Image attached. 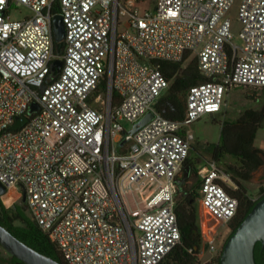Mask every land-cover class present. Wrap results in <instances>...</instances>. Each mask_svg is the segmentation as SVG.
<instances>
[{"label":"built area","instance_id":"obj_1","mask_svg":"<svg viewBox=\"0 0 264 264\" xmlns=\"http://www.w3.org/2000/svg\"><path fill=\"white\" fill-rule=\"evenodd\" d=\"M234 1L0 2V180L21 191L68 264H159L181 242L176 180L195 139L187 125L223 110L234 87L264 88V0L240 1L241 43L227 15ZM57 3L65 45L50 79ZM22 4L33 13L12 18ZM187 53L207 80L189 87L185 118L175 120L156 106L170 86L158 61ZM149 110L155 116L132 132ZM198 175L203 205L229 223L239 207L231 172L213 159Z\"/></svg>","mask_w":264,"mask_h":264},{"label":"trees","instance_id":"obj_2","mask_svg":"<svg viewBox=\"0 0 264 264\" xmlns=\"http://www.w3.org/2000/svg\"><path fill=\"white\" fill-rule=\"evenodd\" d=\"M60 11V5L57 3L55 13ZM63 52L64 50L61 54ZM189 56L190 53H187L183 60L177 62L158 61L162 71L170 80V86L159 98L156 106L163 115L171 119L183 120L185 118L189 87L207 80V77L199 70L197 56H194L187 66L183 67L184 61ZM49 78L53 79L54 77L50 75ZM243 87L256 89L250 86ZM249 96L253 97L252 90H250ZM263 121L264 108L248 107L238 117L226 118L223 121L220 140L213 144V159L221 162L227 154L235 158V162L229 163L226 168L231 172L232 179L237 185V187L227 186V189L239 200L238 211L229 222L230 235L252 210L255 203L264 196V187H262L261 195L256 199L251 198L245 184L246 180L254 177L256 172L260 170H263L262 177L264 178V148L256 144L257 133L263 125ZM182 131L186 132L185 129ZM187 161L197 165V161L190 154ZM198 168L199 166L195 167L196 174H198ZM200 183L201 180L198 175L197 179L190 185L191 187H188L187 194L178 189L176 210L182 231V240L159 264H193L198 260L202 242L197 207V201L201 200ZM0 222L32 247L57 258L63 264H68L56 243L51 240L48 232L30 215L23 200L7 205L0 197ZM254 255L257 264H264L263 240H257ZM220 257L221 254L217 258L218 264H220ZM17 261L18 257L8 252L0 244V264H17Z\"/></svg>","mask_w":264,"mask_h":264},{"label":"rangeland","instance_id":"obj_3","mask_svg":"<svg viewBox=\"0 0 264 264\" xmlns=\"http://www.w3.org/2000/svg\"><path fill=\"white\" fill-rule=\"evenodd\" d=\"M125 2L134 3L138 7L145 8L153 6L155 0H124ZM241 0H235L231 9L228 11V16L232 21V32L234 40L237 43H241L240 30L242 27L239 19V5ZM32 9L22 4L11 8L10 15L12 18H23L26 15L32 14ZM194 56H189L183 64L186 67ZM250 90H252V96L250 97ZM227 104L224 109L219 112H208L202 115V117L196 119L192 123L187 125V130L191 131L195 135L193 140L190 156L195 158L197 165L200 166L207 161L213 160L212 149L213 144L220 140L221 129L223 121L227 119H234L238 117L246 108H264V88L249 89L246 87H234L228 95H226ZM121 123L127 129L133 126V122L128 119H122ZM256 144L264 148V121L263 125L259 128L256 138ZM235 158L232 155L227 154L221 162H219L224 168H227L229 163H234ZM263 170L256 172L254 177L245 181L248 189V194L251 198H258L263 192L264 178L262 177ZM198 174L193 173L189 187L192 182L197 179ZM232 187H237L236 183L232 179ZM21 191H15L9 189L4 196H1L3 201L7 205H12L14 202H21ZM18 197V198H17ZM16 198V199H15ZM142 202V201H139ZM198 207V224L202 233V242L200 245L199 258L193 264H218V256L221 254L223 246L228 238V234L231 232L229 223L224 222L220 218L216 217L211 211L207 210L201 200L197 201ZM221 235V239H218ZM217 242L219 250L212 251L210 249L211 243Z\"/></svg>","mask_w":264,"mask_h":264},{"label":"water","instance_id":"obj_4","mask_svg":"<svg viewBox=\"0 0 264 264\" xmlns=\"http://www.w3.org/2000/svg\"><path fill=\"white\" fill-rule=\"evenodd\" d=\"M53 29L56 40V50L58 56L52 60V75L56 76L60 72L63 59L61 53L65 45L66 26L61 13L53 17ZM39 107L36 101L31 103L30 111ZM155 116L153 110L146 112L138 121L135 122L132 132L140 126L146 124ZM27 121V116H21L11 126L17 129ZM189 170H185L183 175H179L176 182L182 190L183 183L189 178ZM7 186L0 180V196L7 193ZM263 240L264 244V196L260 198L252 210L243 219L236 230L227 238L220 257V264H257L254 247L257 240ZM0 244L11 254L18 257L17 264H63L57 258L45 254L32 247L0 222Z\"/></svg>","mask_w":264,"mask_h":264},{"label":"flooded vegetation","instance_id":"obj_5","mask_svg":"<svg viewBox=\"0 0 264 264\" xmlns=\"http://www.w3.org/2000/svg\"><path fill=\"white\" fill-rule=\"evenodd\" d=\"M195 167H198V165H196V164H194L193 162H190V161H185V163H184V165H183V167H182V171L180 172V174L179 175H183V173H184V171L185 170H189V173H190V176H189V178L183 183V188H182V190L181 189H179L180 191H183L184 193H186L187 194V191H188V187H189V183L188 182H190V180H191V177H192V175H193V173L195 172ZM1 197V196H0ZM231 230V229H230ZM230 236V233L228 234V237Z\"/></svg>","mask_w":264,"mask_h":264},{"label":"bare ground","instance_id":"obj_6","mask_svg":"<svg viewBox=\"0 0 264 264\" xmlns=\"http://www.w3.org/2000/svg\"><path fill=\"white\" fill-rule=\"evenodd\" d=\"M137 204H138V206H141L142 205V202H138Z\"/></svg>","mask_w":264,"mask_h":264},{"label":"snow or ice","instance_id":"obj_7","mask_svg":"<svg viewBox=\"0 0 264 264\" xmlns=\"http://www.w3.org/2000/svg\"><path fill=\"white\" fill-rule=\"evenodd\" d=\"M0 2H2V0H0Z\"/></svg>","mask_w":264,"mask_h":264}]
</instances>
